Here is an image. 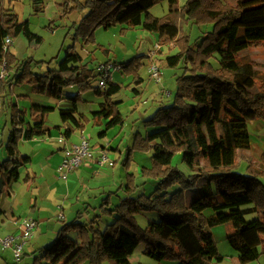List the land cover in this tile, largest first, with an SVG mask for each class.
<instances>
[{
	"label": "trees",
	"instance_id": "1",
	"mask_svg": "<svg viewBox=\"0 0 264 264\" xmlns=\"http://www.w3.org/2000/svg\"><path fill=\"white\" fill-rule=\"evenodd\" d=\"M161 1L71 0L62 5L64 14L76 8L85 11L76 26L85 43L95 29L117 25L121 33L139 27L156 34L158 46L177 49L160 57L159 67L177 68L179 74L171 103L160 105L144 119L145 133L136 132L125 149L123 165L127 170L134 163L135 151L148 154L149 165H142L137 173L127 172L125 182L114 190L116 194L120 189L123 192L117 202L109 203V196L102 199L100 206L113 221L100 227L97 216L86 222L83 212L78 211L73 219L62 222L51 243L33 251L31 264H131L130 256L139 244L143 245L142 253L155 261L220 262L223 255L211 228L226 220L232 224L227 242L237 252L240 264L264 255V152L263 168L247 161L246 169L240 172V161L249 151L246 144L237 142V138L248 134V121L264 118V59L251 53L256 48L264 49V0H187L181 7L171 1L165 16L152 15L150 8ZM183 21L213 26L196 45L188 35L180 34L179 24ZM20 35L28 44L42 41L27 19L20 20L0 0V63L5 60L9 72L0 80L3 104L7 103L4 93L13 83L37 82L57 100L62 99L65 88L73 86L79 93L92 90L102 98L90 117L94 125L102 126L98 138L123 125L121 102L112 99L120 85L111 79L104 89L93 85V68L74 45L66 48L56 67L46 65L43 73H35L31 58L19 61L10 50H3L4 37L15 39ZM145 56L150 58L136 55L119 63L121 72L131 76L136 85L142 82L140 70ZM213 59L218 66H214ZM132 90L139 93L135 87ZM70 99L76 103L75 96ZM54 109L33 103L24 110L16 102L10 104L6 158L0 161V196L19 179L22 167L30 163L29 157H19L20 140L48 134L44 124ZM61 111L68 114L71 125V129L61 132L65 139L74 130H84L89 118L74 115L75 107ZM35 116L38 119L32 120ZM200 124L207 134L203 145L197 133ZM215 124L220 127L217 136ZM176 154L184 161L191 159V172L184 173L172 164ZM142 212H154L157 218L148 219L141 227L136 214ZM249 215L253 218L248 219ZM70 231H77L78 238L68 236Z\"/></svg>",
	"mask_w": 264,
	"mask_h": 264
},
{
	"label": "crops",
	"instance_id": "2",
	"mask_svg": "<svg viewBox=\"0 0 264 264\" xmlns=\"http://www.w3.org/2000/svg\"><path fill=\"white\" fill-rule=\"evenodd\" d=\"M29 1L30 3L28 5L27 14H30V11L34 9L36 14L43 13L46 14L50 20L56 17L61 19L62 21L65 16L62 14L60 6L65 2H69L71 0ZM9 3L10 4L5 8H10L14 12H16L20 20L27 19L29 21L28 18L24 17L25 15L21 17L19 14V12H21L20 9L27 6L22 0H11V2ZM53 8H55L56 11L54 12L56 13H53ZM26 49V42L21 35L13 39V45L10 48V52L14 54L18 59L24 58ZM51 66L56 67L57 62L55 64L53 63ZM94 68L95 66L93 67V76H95ZM44 69H46V67L44 68L43 66L42 70ZM117 72L118 71L113 72L110 79L114 83L123 87L124 83L122 81H114V79L116 78L114 77V75ZM127 77L130 78L131 76ZM131 82H133L132 78ZM130 86L131 85L129 82L126 87ZM10 90L11 94L15 97L14 100H16L15 102L19 109L28 110L33 103L55 107V109L47 115V118L45 120L44 128L49 131L48 134L34 137L31 140H20L18 145L19 157H29L30 163L22 167L19 174V179L16 182L12 183L10 187H7V189L0 196L1 237L18 230V222H20L21 219L33 218L37 221L35 232L33 236L28 240V242L25 243L23 255L21 257V260L23 258L22 263L25 262L24 264H27L28 259L31 258L28 253H32L37 248L48 245L49 243L46 242H52L55 238L57 229L60 227L63 221H70L76 216L78 211L83 212L82 219L84 218L85 213L87 214L86 218H88L91 213H94L93 209L97 208L95 204L96 201L99 200V197L104 195L106 191H109L111 193L112 186L117 189L119 187V183H123L121 182V180H116L114 177L113 168L115 161L110 160L111 153H109L111 151L116 152L119 147L116 144H112V141L107 139V137L101 138L92 144L90 143V146L93 150L92 157L85 160L83 164H81V166L69 172L65 178H62L58 175V168L64 158V153L61 150L67 146H70L71 144L77 143L81 136L87 134L85 127L84 130H79L77 135L74 133V130L70 137L65 139L61 132L65 128L71 129V125L67 121L68 114L62 112L61 109L69 110L75 107L76 113H74V115L84 114L87 118H89V121L93 123L90 118L91 113L98 108L99 103L102 101L101 97L100 101L84 100L87 104H80L79 99L81 98L82 94L78 92V89L76 87H74V90L72 92L65 89L62 99L57 100L53 97L49 89H41L37 82L11 85ZM166 94L171 95L169 91L166 92ZM72 96L76 97V103L70 99ZM89 102L93 103L90 104ZM94 102L96 105H94ZM6 105H8V103L3 104V98L0 97V161L6 158L4 145L8 134L7 128L9 129V123L7 119L8 110L6 109ZM84 106H87L88 109H85ZM37 119L38 116H35L32 120ZM56 126H59L60 130L57 129ZM94 126L97 132L102 128L101 125ZM248 137L249 132L246 136L237 138V142L246 144L248 146L247 149L249 151V154L252 156L253 162L256 165L261 166V154L264 152V147L251 141V138ZM101 150H106L108 153V161L103 164H99ZM133 155L134 160H136L138 165H149L150 160L148 154H140L138 152H134ZM254 156L256 158H254ZM117 158H119V154L115 155L113 159L117 160ZM137 169L138 168L135 167L133 172L137 173ZM244 170L245 169H242L240 170V172H244ZM149 181L151 186L152 180ZM146 191H148V188L146 189ZM122 195L123 192L120 189L117 196ZM108 201L109 203H111L110 197ZM59 215H61L62 218H59ZM89 220L90 219H88V221ZM224 223L230 224V227L227 228V230H229L227 233L228 237L232 232V224L230 220H226L224 221ZM71 232L72 231L68 233V236H70ZM73 232L76 233V238L74 239H77L78 232ZM3 250H8V252H3ZM135 250L138 249L136 248ZM142 250L143 248L139 250L140 253L142 252ZM9 252L12 253L11 249L9 248L0 249V264H12L10 263V260L5 258ZM133 254L130 256L131 264V257L133 256ZM221 254L223 255V257L225 256L223 253ZM230 258L231 260H225V258H223L220 262L213 260L211 264H240L236 251L233 255L230 256ZM147 264L176 263L170 261L147 260Z\"/></svg>",
	"mask_w": 264,
	"mask_h": 264
},
{
	"label": "rangeland",
	"instance_id": "3",
	"mask_svg": "<svg viewBox=\"0 0 264 264\" xmlns=\"http://www.w3.org/2000/svg\"><path fill=\"white\" fill-rule=\"evenodd\" d=\"M27 6L20 9L19 12L20 16L28 18L30 21V28L38 35L42 37V41L40 44H28L26 42V51L24 54V58H31L33 60L32 71L35 73H43L42 70L47 66H51L53 63L59 61L65 55V50L68 46L74 45V48L80 52L86 63H88L89 67L93 68L98 63L102 62H114V63H122L127 62L130 58L136 55H147L150 58L145 56L146 63L143 65L142 69L140 70V76H142V82L138 84V86L131 82V77H127L123 75L122 72L115 73L114 81L123 82L124 85L121 87L120 91L113 96L114 101H120L119 110L121 111L122 115L124 116L125 120L122 126H115L111 128L104 137L112 141V144H116L119 148L116 152L111 151L109 153L111 159L115 161L114 163V177L116 180H121L122 183L125 182L127 172H133L134 168L141 167L142 165H138L136 160L134 163H131L129 169L127 170L126 167L123 165V159L125 156V149L128 145L132 144V140L134 134L139 132L141 134L145 133V129L143 126L142 121L146 118H149L153 115L155 110L160 105H167L170 104L173 98V94L176 89V76L179 74V70L177 68H165L160 67L161 77L162 80L160 83L154 82L148 73V66L151 63H155L159 66V58L164 57L166 54H173L177 51L176 48H171L170 46H164L157 44V35L142 30L139 27H135L129 30H126L124 33L120 32V25L111 27L109 29L97 28L94 30L92 38L88 43L83 42L82 37L76 32V26L78 25L80 19L84 15L85 11L82 9H73L67 13H63V4L61 7V12L65 16V18L61 21L59 18H52L50 20L46 14L39 13L36 14L35 10L32 9L30 14L28 13V5L30 3L29 0H22ZM176 2V4L181 7L183 6L187 0H164L153 7L150 8V13L157 17H163L168 13L169 9V2ZM11 2V0H3V6L7 7ZM53 13L55 8H53ZM19 17V16H18ZM179 32L180 34H186L190 37L191 41L194 44H198L201 41V37L204 33L211 31L212 23H203L197 24L193 22H180L179 24ZM12 44L9 47V50ZM158 46V48H157ZM259 51V53H257ZM138 53V54H136ZM144 53V54H143ZM252 56L255 58L258 57L260 59H264V49L256 48L255 51L251 50ZM23 58V59H24ZM19 61L21 59H18ZM214 66H218V62L216 60H212ZM47 69V68H46ZM95 79L92 81L94 85H97L98 77H94ZM3 80V79H2ZM130 82V87H126L127 84ZM29 84V83H24ZM11 85H15L14 83ZM10 85V86H11ZM20 85V84H16ZM136 87L140 92L139 94H135L132 88ZM67 91L72 92L74 90L73 86H68ZM171 93L166 94V92ZM82 96L79 99L80 104H85L84 100H98L100 101V96L96 95L92 90L82 92ZM4 98L8 105H6V109L8 110V117L9 120L10 116V104H13L16 100H14V95L11 94L10 87H7L6 92L4 93ZM17 99V98H16ZM92 104L93 102H89ZM87 104V103H86ZM94 105L95 102H94ZM85 109H88L87 106H84ZM95 107V106H93ZM248 125V132L251 141L255 142L264 147V118L261 119H254L247 122ZM86 127V136L89 142L92 144L95 141H98L100 138L97 137V130L91 121L85 123ZM8 130V128H7ZM76 135L78 133L77 130L74 132ZM73 133V134H74ZM197 133L199 136V142L201 145L207 142V134L205 130V126L200 124L197 127ZM220 133V127L218 124L214 125V134L217 136ZM103 137V138H104ZM244 137V136H243ZM242 138V137H240ZM242 140V139H240ZM264 151V148H263ZM138 153H143L139 151H135ZM119 154V158L114 160L113 158L115 155ZM134 154V153H133ZM262 155V154H261ZM254 158H256L254 156ZM134 159V155H133ZM187 162L184 161L183 157L180 154H176L172 160V164L176 165L181 171L184 173L191 172V159L186 158ZM247 161H252V156L250 154L244 156L243 160L240 161L238 170L246 169ZM254 163V162H253ZM255 164V163H254ZM262 164V161H261ZM256 165V164H255ZM245 167V168H244ZM258 168H263V164L261 166L256 165ZM264 177H262V181ZM119 185H121L119 183ZM116 188L112 186L111 193L106 191L104 195L99 197V200L96 201V207L93 209L94 213H91L88 218L87 214L85 213L83 221H88L95 216V220L99 224L100 227H104L107 223L113 221V217L105 212L103 208H101L100 204L102 203V199L109 196L111 199V203H115L119 200L117 194L114 193ZM147 189V188H146ZM3 203V202H2ZM83 209V208H82ZM80 209V210H82ZM82 212V211H81ZM157 218L156 214L153 212H142L140 214H136V218L138 220L139 225L141 227H145L150 218ZM153 218V219H154ZM253 218L252 215L248 216V219ZM230 227L229 223L222 222L221 224L214 226L211 228V231L214 235V238L217 242L218 249L221 253L225 256V260H231L230 256L235 253L234 249L228 244L227 242V233L229 230L227 228ZM77 232V231H76ZM40 233V232H39ZM1 235V234H0ZM70 236L76 238V233L71 232ZM51 243V242H46ZM25 246V245H24ZM143 248L142 244L137 246L138 250L134 251L133 256L131 257L132 264H147V260L153 261L151 258L146 257L145 255L140 253V249ZM1 249V248H0ZM8 252V250H3V252ZM24 251V249H23ZM23 255V254H22ZM31 257L28 259L27 264H31L34 254L28 253ZM227 255V256H226ZM6 259L10 260L12 264H20L23 261L15 262L12 256V253L9 252L8 255L5 257ZM172 262V261H170ZM177 263L176 261H173ZM23 262L22 264H24ZM83 264H89L85 262ZM247 264H264V255H261L258 259L248 262Z\"/></svg>",
	"mask_w": 264,
	"mask_h": 264
},
{
	"label": "built area",
	"instance_id": "4",
	"mask_svg": "<svg viewBox=\"0 0 264 264\" xmlns=\"http://www.w3.org/2000/svg\"><path fill=\"white\" fill-rule=\"evenodd\" d=\"M12 44V38L6 36L3 38V50H9ZM158 48V46H157ZM122 66L114 62H102L95 65L94 75L98 77L97 84L101 89L106 87V82L111 78V75L115 71H121ZM148 73L150 78L160 83L162 80L160 67L151 63L148 66ZM9 72L6 67V61L3 60L0 63V80L5 79ZM64 153V158L61 165L58 168V175L65 178L69 172L81 166L83 162L92 157L93 150L90 146V142L86 136H81L77 143L71 144L61 150ZM99 164H103L108 161V153L106 150L100 151ZM59 218H62L59 215ZM18 230L9 233L3 237L0 236V247L2 249H11L12 256L15 262H18L23 254L24 245L33 236L37 227V221L33 218H24L18 222Z\"/></svg>",
	"mask_w": 264,
	"mask_h": 264
}]
</instances>
